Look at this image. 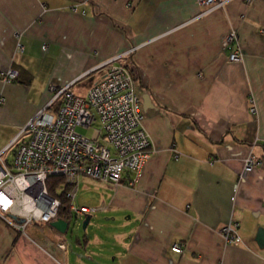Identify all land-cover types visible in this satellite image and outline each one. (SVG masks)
<instances>
[{
    "label": "crops",
    "instance_id": "crops-1",
    "mask_svg": "<svg viewBox=\"0 0 264 264\" xmlns=\"http://www.w3.org/2000/svg\"><path fill=\"white\" fill-rule=\"evenodd\" d=\"M205 10L200 0H0V72L19 71L0 79L5 147L53 99L52 84L76 82L85 96L118 57L154 106L144 112L153 154L141 181H97L101 206L88 209L108 216L105 231L72 244L51 224L28 227L30 236L0 220V264H264L255 240L264 228V0H229L199 17ZM230 32L239 62L222 49ZM251 154L262 165L241 180ZM232 219L239 246L220 232Z\"/></svg>",
    "mask_w": 264,
    "mask_h": 264
},
{
    "label": "built area",
    "instance_id": "built-area-1",
    "mask_svg": "<svg viewBox=\"0 0 264 264\" xmlns=\"http://www.w3.org/2000/svg\"><path fill=\"white\" fill-rule=\"evenodd\" d=\"M228 1L200 0L206 10L199 17L224 8ZM244 1L252 4L256 0ZM222 49L230 62L242 60L236 32L223 38ZM96 72L99 75L85 96L74 91L76 82L63 87L52 84L50 103L0 150V220L22 235H27L30 226L50 225L60 219L62 200L50 194L47 183L51 177L64 179L58 193L66 192L72 202L82 177L116 187L125 179L134 187L143 177L153 150L144 127L143 99L132 72L121 57L104 63ZM0 79L5 83L17 81L19 71L6 67ZM251 113H257L254 106ZM95 123H100L101 129H95L90 137L77 131L79 127L92 128ZM10 153L9 162L5 156ZM261 165L251 154L244 162L241 180ZM70 210L72 217L97 211L77 208L73 203ZM72 217L65 221L71 224ZM239 229L240 223L234 219L220 229L228 245L243 243ZM183 246L177 243L172 251L184 255ZM60 248L66 249V245Z\"/></svg>",
    "mask_w": 264,
    "mask_h": 264
},
{
    "label": "rangeland",
    "instance_id": "rangeland-1",
    "mask_svg": "<svg viewBox=\"0 0 264 264\" xmlns=\"http://www.w3.org/2000/svg\"><path fill=\"white\" fill-rule=\"evenodd\" d=\"M100 127V123H95L92 128L85 129L79 127L77 131L81 134L90 137L93 134L94 130L101 129ZM11 135V127H0V150H2L8 143ZM5 158H7L10 162L12 160L11 153L9 155H6ZM77 187V197L75 198V200H73V205H75L77 208H92L101 206L100 199L102 197L103 190L100 189V185L97 181L92 180L90 178H82L79 180ZM107 217L108 216L103 213H93L90 224L88 225L87 229L84 230L83 224L87 218V214H84L82 216L73 214L72 223L70 224L69 229L66 233L70 243L75 244L78 238L84 241V238L86 240L87 237L93 236L92 234H94L95 232L100 234L101 232L105 231V229H102V225L104 224V222H106ZM4 224L7 225L6 223ZM47 226L48 225L43 226V229L47 228ZM26 234L32 236L29 229L26 230Z\"/></svg>",
    "mask_w": 264,
    "mask_h": 264
},
{
    "label": "water",
    "instance_id": "water-1",
    "mask_svg": "<svg viewBox=\"0 0 264 264\" xmlns=\"http://www.w3.org/2000/svg\"><path fill=\"white\" fill-rule=\"evenodd\" d=\"M142 99H143L144 111H147L148 109L154 107L152 104L151 97L148 93L144 94L142 96ZM90 221H91V217L87 216V218L83 224L84 230L87 229L88 225L90 224ZM51 226L53 228H55L56 230H58L60 233L66 234L68 229H69L70 224L63 219H59V220L51 223ZM255 240L261 247H264V228H260L258 230Z\"/></svg>",
    "mask_w": 264,
    "mask_h": 264
},
{
    "label": "trees",
    "instance_id": "trees-1",
    "mask_svg": "<svg viewBox=\"0 0 264 264\" xmlns=\"http://www.w3.org/2000/svg\"><path fill=\"white\" fill-rule=\"evenodd\" d=\"M133 79L135 81L136 77L133 76ZM47 184L50 194L53 196H58L62 200V208L59 215L60 219L68 220L72 217V212L70 210L72 201L66 198V192L58 193L59 188L64 184V179H62L61 177H51L49 178Z\"/></svg>",
    "mask_w": 264,
    "mask_h": 264
}]
</instances>
